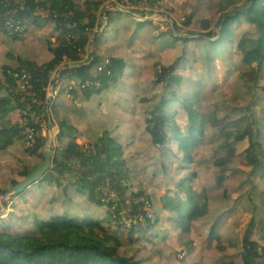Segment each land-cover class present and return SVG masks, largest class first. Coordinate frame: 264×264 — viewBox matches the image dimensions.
<instances>
[{"label": "trees", "instance_id": "1", "mask_svg": "<svg viewBox=\"0 0 264 264\" xmlns=\"http://www.w3.org/2000/svg\"><path fill=\"white\" fill-rule=\"evenodd\" d=\"M27 3L30 6L22 8L23 4H19L17 0H0V33L16 41L22 40L25 33L29 32L30 26H42L44 21L34 14V10L35 7L36 9L43 7L50 11L49 19L63 30L61 36L67 35L68 41L62 46L60 45L61 37L56 38L57 43L52 39L42 41L46 50L54 56L53 59L48 64L40 66L34 61L19 58L18 72L23 66H27L34 85L45 87L52 73L60 65L82 62L90 52L92 44L94 60L88 64H82L90 71L89 77L84 76L74 80L72 75L76 72L75 69L64 73L65 76L72 77L75 83L82 80L78 83L79 85L76 83L79 89L72 92L68 98L77 101L83 91L85 96L101 95L116 85L118 81L116 74L123 73L126 65L111 49L104 52L98 49L102 34L96 36L97 34L93 31L97 20L102 18V9L105 8L106 0H83L81 2L44 0L43 4H38L36 0H29ZM229 4L230 2L223 10H227L230 7ZM115 12L117 11L112 13ZM65 16L69 18V23H66ZM192 18H195V13L188 19V25H192ZM203 21L199 22L203 24ZM205 22L206 24L202 25V31H207L204 37L214 39L219 36L216 44L222 46L223 52L228 53V46L234 45L232 47L235 48L237 57L241 59L240 66L251 65V71L243 72L240 80L254 96L255 103L261 106L256 117L258 121H248L244 113L236 117L234 112H230V122L224 127H219L221 136L218 146L214 145L213 164L216 167H223L236 163L251 175L262 172L264 146L257 137L258 133H262L260 141L264 144V0H245L241 8L238 7L234 12L228 11L221 15L211 31L209 30L211 21L207 19ZM110 23L111 14H109V23L104 31L113 28L117 31L116 27L110 28ZM217 28L220 30V35L217 33ZM86 36L87 41L84 42L82 39ZM185 56H187L186 53H184V59ZM196 57L197 54H193V62ZM106 59L109 60L110 65L107 67V73L101 75L98 69ZM160 70L154 85L161 87L163 93L159 101L147 112L145 121L154 143L160 147V150L167 149L175 157L180 155L182 167L189 172L190 166L204 155L205 147H213L212 143H207L206 138L219 124L216 118L217 106L213 102L219 96L216 94V89L225 87V80L221 79L216 68L209 71L207 78L211 87L201 93H195L182 102L183 117L180 119L181 110H178L176 114L171 112L179 100L176 89L182 86L183 74L176 73L175 64L169 67L162 66ZM7 80L13 84V77L8 76ZM95 83H101L99 90L92 87ZM84 87L87 89L84 90ZM238 87L242 92L240 86ZM2 89L1 87L0 155L6 154L10 147L22 139L23 128L12 114L16 111H24V101H28L23 94L10 90L7 96H1ZM224 97L227 99L225 95ZM227 102L233 105L234 100L227 99ZM35 109L33 106L29 114L31 122H33L31 115ZM23 117L26 116L23 115ZM178 121H181L183 125ZM254 124L257 125V131L254 130ZM36 131L39 135V127H36ZM79 137V131L69 124L67 118H63L60 124L56 156L62 159L64 169L74 179L62 188L63 193L68 195V188L74 187L76 193L85 197L92 205H105L108 208H113L116 204L125 205L126 208L121 209L123 215L107 210L102 216L93 208H86L78 215L71 216L55 209L51 213V218L47 220L35 218V227L32 229L30 224L27 225L28 218L23 222L18 220L14 211V208H18L16 205L6 213V217L0 216V264H140L138 256L124 257L119 254L117 246L120 245V236L118 231L113 230V227L118 225L121 230L119 222L123 217L137 215L135 218L126 219L125 224L127 220L136 219L141 214L144 216L142 221L146 223L145 227H151L153 222L149 210L143 209L146 202L151 200L148 198L150 195L147 194L142 202L126 199L117 202L113 198L111 200L108 195L118 186L124 192L127 190L123 185L125 172L128 171L125 165L124 145L106 131L98 141L88 143L89 146L97 147L94 153L92 150H86L84 146L78 148ZM41 141L42 139L38 138V145L33 149L28 148L27 151L31 157H39L43 161L44 146ZM39 166L35 164L32 167L22 163L21 171L15 178L0 177V196L3 198L10 186L15 187L21 183ZM65 170L57 172L51 169L33 186L40 188L46 185L51 187V184L62 185V181L66 179ZM236 173L241 174L240 169L237 168ZM196 175L198 178L197 172ZM104 179L106 182L101 185L100 181ZM207 191L206 188H202L192 194L201 196L200 201H195L192 195L186 198L188 208L183 204L176 205L174 212L177 217L173 221L175 228L187 232L188 227L209 217L211 199L207 197ZM30 192L31 189L21 194H14L10 200L26 197ZM167 197L168 195L164 198ZM260 201L264 207L263 194L260 195ZM215 227L214 224L213 231ZM253 229H256L258 235L264 238V210L260 218L251 219L250 227L248 226L242 240L241 256L245 264H258V260L264 257V246L259 240H253L250 236ZM45 234L51 235L52 238L44 239ZM223 242L224 245L227 244L226 239H223ZM113 243L114 246H112Z\"/></svg>", "mask_w": 264, "mask_h": 264}, {"label": "rangeland", "instance_id": "2", "mask_svg": "<svg viewBox=\"0 0 264 264\" xmlns=\"http://www.w3.org/2000/svg\"><path fill=\"white\" fill-rule=\"evenodd\" d=\"M17 1L19 4H23L22 8H28L30 6L29 3H27L29 0ZM36 1L38 4H43L44 0ZM76 1L81 2L83 0ZM129 1L135 2L137 0ZM146 1L147 8L153 11L152 14H154L155 17L149 19L151 22L147 23L143 28H140L137 22H130L124 13H122L123 6H125L126 2L123 0H113L118 6L115 10L120 9L114 14L111 12L110 28L116 27L121 33L128 34L125 39L127 45H121L124 50L127 49L139 53L141 52L140 49H145L147 53H159V51L164 50L165 47L172 46V49H176L178 46L172 45L173 43L169 40V34L166 36H160L156 27L158 30L161 29V25L172 27L169 21L177 22L180 19L185 18L186 21L183 27V31L185 32H182V34H202V25L206 24L205 21L207 19L210 20L214 26L221 15L228 11L234 12L238 7L241 8L242 3L245 0H242V2H238V0ZM151 2H153L154 5H150ZM228 2H230V7L227 8V10H223ZM109 3L110 1L106 0V6H109ZM36 8L37 7H35L34 14L44 21L41 27L30 26L29 32L25 33L22 40L18 41L0 33V88H3L1 96L5 94V91L8 92V90L18 93L16 87L18 84L17 76L20 72H18L20 68L19 58L34 61L38 65L43 66L48 64L54 56L46 50L42 41L52 39L53 42L57 43L56 38L61 37V46L68 41L67 35L61 36L63 30L57 27L54 21L49 19L51 14L50 11L43 7L40 9ZM145 13H148V15L151 14L150 12L143 11L141 14L142 16L140 17L143 18ZM193 13H195V18H192V25H188L187 21ZM181 14H184V17H181ZM65 19L67 20L66 23H69V18L65 16ZM200 20H204L203 24L199 22ZM106 25L107 21L104 26ZM112 35L113 29H108L106 31V36L111 37ZM118 38L122 39V35L120 34ZM82 40L86 42L87 36ZM185 44L186 42L182 41V45ZM101 48H103V43L100 40L98 43V49L100 50ZM195 48H197V51L204 53L202 58L207 60L210 51L216 52L221 47L213 48V45L205 40L203 45L202 43L196 44ZM103 51L104 50L101 49V52ZM188 51L192 52V49L189 47ZM226 55L227 52L222 51L220 54L222 61L225 59ZM179 58L182 64L177 69L178 73L182 72L184 68L195 66V62L183 61V53L176 59H173L172 63ZM154 60L156 61V58ZM197 62L204 64L202 60H196V63ZM174 64H172V66ZM160 68L157 70V73L161 71ZM80 69H85V67H81L78 70ZM199 73L200 72H196V74ZM8 76L13 77V84L8 82ZM118 77H120V74ZM232 77L233 82H237L244 88L245 84L240 80V76L238 77L233 74ZM73 81L72 77L65 78L64 76L61 80V85L63 88L72 85L76 90L77 85H73ZM185 81L187 86L179 95L182 100H185L192 95V86L188 79H185ZM62 93V96L69 97L66 92L62 91ZM248 93L249 97L247 98ZM248 93L246 91L243 101H240L245 102L244 104L247 103L245 116H247L249 121H258L256 117L261 106L255 103V100L253 99L254 96H251L249 90ZM68 99L75 101L73 98ZM238 102L239 101H236V103ZM14 114L16 119H20V121H18L19 124H21L20 127H24L26 122L29 124L28 118L23 117V115L26 116L27 114L26 108H24V111H16L13 115ZM219 115L225 122H227L223 113H220ZM51 128V138L54 141H57L58 145L60 132L58 133L57 129L54 127ZM254 130L257 131L256 124H254ZM261 135L262 133H258L257 138L264 146L260 141ZM220 136V130L217 128L207 137V142L217 146ZM20 141L21 143L23 141L25 148L26 144L25 140H23V134ZM132 141L135 142L134 138ZM139 143L143 144L132 150H127L125 153V165L128 167V171L125 172L123 185L127 190L124 192V190L118 186L108 195V197L110 199H115L117 202H121L124 199L142 202L146 199L145 196L147 194L150 195L148 198L151 200L146 202L143 209L149 210L153 223L151 227H145L146 223L142 221L144 217L143 214L136 219L127 220L125 224L124 221L126 219L135 218L137 215L123 217L119 222L121 230L118 225L113 227V230L118 231L120 236V245L117 246L119 254L124 257L138 256L140 264H244L241 259L242 257H233L230 259V255L234 256L235 254H240L241 256L242 239L245 230H247L248 226L250 227V222L253 217L260 218L263 213L264 207L261 205L260 195L263 194L264 196V169L262 172L252 175L236 163L231 164L232 167L222 169V183L215 190L213 195L208 192L207 197L209 198L210 195L214 197L212 202L214 205L213 213L216 215L214 216L213 221L216 226L225 223L224 221H221L225 216L230 217V222H226L225 225L220 226L219 233L215 227V233L212 234V227L203 223H199L193 228L190 226L187 232H183L181 229H177L173 225V221L177 217L174 210L178 204L177 202H182L183 206L188 208L187 200L185 199L200 190L192 187V184H194V179L197 178L196 170H198L200 176L203 177V173L200 172L201 168L206 164L201 162L203 156H201L195 164L190 166L189 175L188 170L184 169L181 165L180 155L175 157L166 149L160 150V147L154 143L153 139H146L145 141L144 139H141ZM85 145H88V143L82 144L81 146H84L85 148ZM91 147L97 149L95 145H91ZM24 151H27V149L25 148ZM189 151L191 152V148H189ZM211 157L212 156L209 155V161H211ZM159 158H161L162 161H160ZM22 163L21 160H18V167H21ZM42 164L43 163H40V166ZM138 164H142V166L137 168ZM205 166L207 169H211V166ZM64 168L65 166L60 162V159H58L55 170L57 172L64 171ZM100 168L103 170V167L100 166ZM237 168L240 169L241 174L236 173ZM65 172L68 175V178L64 179V182L68 185L69 182H73L74 179L68 171L65 170ZM105 182L106 179L100 181V184L104 185ZM51 187L53 188L52 185ZM46 188L47 186L33 188L26 197L14 198L13 200H10L12 195L5 196V203H9L6 207L7 210H5L2 204L3 198L0 196V216L6 217V213L12 209V207L14 208V206L16 207L17 205L18 208H14V211L16 212L15 215L18 220L23 222L28 218L27 225L30 224V227L33 229L35 227V218L37 220H47L48 218H51V213L55 209H59L62 212L74 216L78 215L83 209L93 208L99 215L103 216L106 214L107 210L123 215L121 209L126 208V206L122 204H116L113 208H108L105 205H92L84 197L85 200L79 199L77 196L78 194H75L76 191L74 187L68 189V195H65L63 190H60L57 195H50L46 200L47 193L45 192L52 193L50 191H45ZM69 191L72 195H69ZM166 195H168V197L164 198ZM191 197H193L195 201L201 200V196L198 195H192ZM250 236L253 240H259L261 245L264 246V238L261 235H258L251 230ZM222 237L229 240L225 245L231 248V252H223L225 245L223 244ZM43 238L47 239L52 237L49 234H45ZM112 246H114V243ZM183 256H187L188 260L182 259ZM258 264H264V257L258 260Z\"/></svg>", "mask_w": 264, "mask_h": 264}, {"label": "crops", "instance_id": "3", "mask_svg": "<svg viewBox=\"0 0 264 264\" xmlns=\"http://www.w3.org/2000/svg\"><path fill=\"white\" fill-rule=\"evenodd\" d=\"M104 7L105 8L102 9V19L105 22L107 21L108 23L109 14H111V12H113L114 10L110 9V7L106 6V4L104 5ZM122 13H124V15L130 20V22H137L140 28H143L145 25H147V23L151 22L150 20L138 21L134 16L127 14L125 12ZM181 17H184V14H181ZM215 25L213 26L211 24V27L212 26L213 27L210 28V31L215 28ZM105 28L106 27H104L101 30L100 34L97 35L100 36L102 34L100 38L103 43V48L101 49H103L104 51L111 49L113 53L118 58L122 59L126 65L124 72L119 73L120 77H118V81L116 85L111 87L110 90L104 91L101 95L94 94L93 96H85L83 91L82 95L75 102L74 101L72 102L67 97L62 96L63 93H61L59 99L60 102H58L57 104L56 116L60 124L63 118H67L69 124L75 127L80 133V137L78 139V148L82 144L95 143L101 138V136L106 131H108L114 138H116L120 143L124 145L125 153L127 152V150H132L143 144V143H139L141 139H144V141L146 139L152 140V136L147 128L145 117L147 115V112L150 111L151 108L159 101V98L163 93L161 87H156L154 85V82L157 80V75H158L157 70L162 66L165 67L172 66V64H174V62L176 61L175 60L172 63V60L179 57L182 53L183 56L184 53L187 54V56H185V59L183 58V61L185 62H193L194 59L193 54H197L198 58L196 57L194 61L195 66L184 68L183 71L180 73L177 72L178 67H180V65L182 64L180 62V58L175 62L176 73L183 74V83L180 88L176 89L177 97L179 100L175 104L171 112L172 114H176L178 110H181L179 118L181 119L183 117L182 102L184 100L180 99L179 95L182 92V90L187 86L185 79H188L189 83L192 86L191 89L192 95L190 96L192 97L195 93H201L204 90L211 87L208 83L207 73L211 71L213 68H216L221 79L225 80V87L216 89V94H218L219 96L217 97V100L213 102L217 106L216 118L218 119L219 122L217 128L219 129V127L221 126L224 127L227 125V123L230 122L231 111L236 114V117L237 116L240 117L243 113L244 115H246L247 103L244 104L245 102H240V100L243 101L246 95L245 93L246 91L248 93L249 89L245 85L243 88L237 82H233L232 75L234 74L239 77L243 72L247 73L249 69L251 71L252 68L251 65H248L246 67H241L240 66L241 59L237 57L235 48L230 45L228 46L229 48L228 53L223 61L221 60L220 57V54L223 51L222 48H220L216 52L210 51L207 60L202 58L204 53L197 51V48H195L196 44L202 43L203 45L205 40L210 44H212L213 48L222 47L220 44H216L217 40L219 39V36L217 38L208 40V38H205L203 36L207 31H201L202 34L200 33L182 34V32H185L183 31L184 28H178L176 32H173L172 27H170L168 31H161L158 30V28L156 27L157 31L160 33L159 34L160 36H166L167 34H169L168 35L170 37L169 40L173 43L172 45H177L178 48L172 49L171 48L172 46L165 47L164 50L159 51V53H155V52L147 53L145 49H140L141 52L136 53L134 51H129L127 49L124 50L121 47V45L123 44L127 45L125 39L127 38L128 34L121 33L118 28H117L118 30L115 31L113 28V35L111 37H107L106 31H104ZM216 30L218 35H220L221 33L219 28H217ZM120 34L122 35V39L118 38ZM182 41H185L186 44L182 45ZM189 47L192 49V52L188 51ZM155 58L156 61L154 60ZM93 60L94 58L91 59L90 61ZM196 60H202L204 64H202L201 62L196 63ZM90 61L82 62L80 64L74 65L75 68L74 67L73 68L76 71L72 75L74 80L80 79L84 76L89 77V74L91 73L88 69L76 70V68L86 67V66H82V64H88ZM196 72H200V73L196 74ZM119 74H116V76H118ZM80 81L82 80L76 81L77 85H79L78 83ZM238 86H240L243 93L240 91ZM78 89L79 87H76V90ZM9 92H10L9 90L8 92L5 91V94L3 96H7ZM224 95L227 97L228 100H234L233 105H230V103L227 102V99H225ZM251 96L253 97L252 94ZM248 97H249V93L247 98ZM236 101L239 102L236 103ZM220 113L224 114V117L226 118L227 122H225L220 117L219 115ZM13 116L15 118V114ZM18 121H20L19 118L16 119V122L19 124ZM178 122L181 125H183L181 121ZM19 125L21 126V124ZM133 138L135 142L132 141ZM218 144H219V140L217 142V146ZM208 145L209 144H207V146ZM211 145L213 147L210 146L205 147L204 155L201 161L203 163H206L205 165L211 166V169H207L206 166L204 165L200 171L203 173V177H201L198 170H196L198 174V178H196L194 184H192V187H194L195 189L206 188L208 190L207 192H209L210 194L212 193L213 195L215 190L222 183V179H223V176L221 174L222 169L232 166L231 164H227L224 165L223 167L221 166L216 167L212 161L215 147L214 144ZM25 148L28 149L30 147H27L25 145ZM25 148L23 141L21 143V141L19 140L16 142L14 146L9 148L6 154L0 155V176L6 178L10 176L12 178H15L17 176L16 174H18L21 171V168L18 167V160H21L24 164L32 167L35 164L40 165V163L44 162V160L41 161L39 157L36 158L31 157L28 151H24ZM78 148H76V150ZM45 150L46 148L44 147L43 151ZM209 155L212 156L211 161H209ZM58 159H60L59 156H55L53 158L51 169L56 168ZM61 160L62 159H60V162L64 165V163ZM159 160L162 161L161 158H159ZM140 166H142V164H138L137 168ZM64 177L67 179L68 175L65 173ZM65 185L66 184L64 181H62V185H58V184L52 185L54 189L49 185H46L47 188L45 191L52 192V193L45 192L47 193L46 200L50 197V195H57ZM9 188L11 189L13 187L10 186ZM33 188L36 187L32 185L31 188L29 189H33ZM69 195H72L70 191H69ZM212 195H210L209 197L211 198V203L209 204V208H210L209 217L206 218L205 220L197 221L196 223L191 225L192 228L199 223L206 224L209 227L214 226L215 222L213 221V219L216 214L213 213L214 205L212 202L214 200V197ZM77 196L79 197V199L85 200L84 199L85 197L83 198V196L80 195ZM177 203L182 204V202H177ZM229 219H230L229 216L223 217L221 221L222 222L224 221L225 223L220 224V226L225 225L226 222H230ZM240 221H245V220H240ZM220 226L219 224L216 226L218 233L220 232L219 230ZM215 230L214 231L212 230V232L215 233ZM253 231L256 234H258L256 229H253ZM245 234H246V230L243 234V238ZM222 238L229 241L225 237ZM231 251H232L231 248L227 247V245H225V247L223 248V252L225 253H229ZM233 257L238 258L242 256H240V254H235L234 256L230 255V259Z\"/></svg>", "mask_w": 264, "mask_h": 264}, {"label": "built area", "instance_id": "4", "mask_svg": "<svg viewBox=\"0 0 264 264\" xmlns=\"http://www.w3.org/2000/svg\"><path fill=\"white\" fill-rule=\"evenodd\" d=\"M110 1V0H109ZM151 1V0H150ZM126 2L125 6H123L122 12H125L127 14H130L136 18L138 21H146L149 19H152L155 17L152 10H149L147 8V1L146 0H137L135 2H131L129 0H124ZM150 5H154L153 2L150 3ZM110 9L115 10L116 2H113V0L110 1L109 6ZM121 7V6H120ZM143 11L150 12L151 14L148 15V13H145L143 15V18L141 14ZM186 19H180L177 22L169 21L171 26L175 27V29L183 28L185 25ZM109 23V21H108ZM108 23L106 26H104L105 21L102 18H99L96 22V25L93 29V31L99 35L101 30L104 27L108 26ZM170 27L168 25H161V31H168ZM96 35V36H97ZM93 59V53H92V44L90 46V52L85 56L84 60L82 62H87ZM80 62V63H82ZM76 63V64H80ZM76 64H70V65H60L59 68L54 71L48 80V83L45 87L38 85L36 87L34 85L33 79L30 76L28 72L27 66H23L17 76L18 84H17V90L19 94H23L27 97L28 101L25 102V108H26V117L28 118L29 124L26 122L23 128V137L25 140V144L27 147L33 148L38 145V138H41V143L43 146L47 149L48 147L51 148L52 151H54L55 155L57 154V141H54L51 138L52 135V128L54 127L57 129L58 133L60 132V122L56 116V105L60 99V95L62 91L66 92L69 96L70 94L75 91V87L72 85L67 86L65 88L61 85V80L65 76L64 73L67 70H72L75 68L74 65ZM110 65L109 60H104L101 66L98 69V72L102 75H105L107 73V67ZM74 67V68H73ZM68 76H65V78ZM71 78V77H70ZM73 85H76V83L73 81ZM92 87H94L96 90H99L101 87V83H95L92 84ZM87 89L84 87V90ZM37 92V93H36ZM33 106L36 108L35 111L32 113L31 117L33 119V122L29 119V114H31V108ZM36 127H39L40 133L38 135L36 131ZM47 146V147H46ZM86 150H92L94 153H96L95 148L85 145ZM151 217V215H150ZM182 259L187 260V256H183Z\"/></svg>", "mask_w": 264, "mask_h": 264}, {"label": "water", "instance_id": "5", "mask_svg": "<svg viewBox=\"0 0 264 264\" xmlns=\"http://www.w3.org/2000/svg\"><path fill=\"white\" fill-rule=\"evenodd\" d=\"M173 32H176L175 27H172ZM54 151L51 150L50 147H48L44 151V162L41 166H39L37 169H35L28 177L23 180L21 183L16 185L15 187L9 189L6 194L3 195L2 204L6 209V203H5V196L8 195H14V194H21L25 191H27L29 188H31L32 185L37 183L44 175L49 173L50 169L52 168V162L54 158Z\"/></svg>", "mask_w": 264, "mask_h": 264}, {"label": "clouds", "instance_id": "6", "mask_svg": "<svg viewBox=\"0 0 264 264\" xmlns=\"http://www.w3.org/2000/svg\"><path fill=\"white\" fill-rule=\"evenodd\" d=\"M188 260V259H187Z\"/></svg>", "mask_w": 264, "mask_h": 264}]
</instances>
